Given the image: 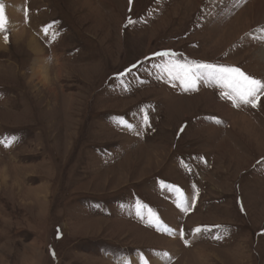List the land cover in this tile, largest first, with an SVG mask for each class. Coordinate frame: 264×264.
Masks as SVG:
<instances>
[{
  "label": "rangeland",
  "instance_id": "1",
  "mask_svg": "<svg viewBox=\"0 0 264 264\" xmlns=\"http://www.w3.org/2000/svg\"><path fill=\"white\" fill-rule=\"evenodd\" d=\"M252 1L0 0V264H264V93L156 55L264 81Z\"/></svg>",
  "mask_w": 264,
  "mask_h": 264
},
{
  "label": "snow or ice",
  "instance_id": "2",
  "mask_svg": "<svg viewBox=\"0 0 264 264\" xmlns=\"http://www.w3.org/2000/svg\"><path fill=\"white\" fill-rule=\"evenodd\" d=\"M129 24L133 21L129 20ZM6 29L5 5L0 3V30ZM48 29L45 28V33ZM7 40V36H5ZM161 57H171L163 67L172 81H179L185 91L194 89L201 81L211 82L222 88V95L238 107L240 104L256 106L258 95L264 93V81L245 73L239 67L213 64L201 61H183L176 59L170 50L157 53ZM219 122V121H217ZM123 123V121H119ZM187 211V205L185 206ZM136 214L141 215V206L137 205ZM154 214L149 213V223ZM157 224L159 221L157 220ZM166 230V229H165ZM197 232L201 229H196ZM219 238V237H218Z\"/></svg>",
  "mask_w": 264,
  "mask_h": 264
},
{
  "label": "bare ground",
  "instance_id": "3",
  "mask_svg": "<svg viewBox=\"0 0 264 264\" xmlns=\"http://www.w3.org/2000/svg\"><path fill=\"white\" fill-rule=\"evenodd\" d=\"M255 1L256 0H253L250 6L254 5L255 4L254 3ZM13 5H18V3H15ZM257 5H258V9H257L256 15H259V19L261 20L260 23H264V0H258V4ZM229 6H230V7H228V9L230 8L229 11L232 8H234V6L231 7L232 5H229ZM11 10H12V12H14V9H11ZM260 57H261V60L264 62V46H263V48L260 51ZM38 58H39V55L36 57V60H38ZM42 68H44V65L38 67V70H34V74L35 75H39V73L41 72Z\"/></svg>",
  "mask_w": 264,
  "mask_h": 264
}]
</instances>
